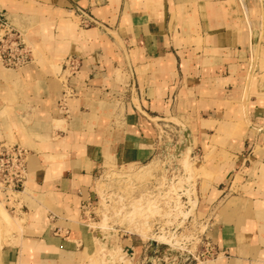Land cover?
Here are the masks:
<instances>
[{
	"label": "crops",
	"instance_id": "1",
	"mask_svg": "<svg viewBox=\"0 0 264 264\" xmlns=\"http://www.w3.org/2000/svg\"><path fill=\"white\" fill-rule=\"evenodd\" d=\"M0 14L40 55L0 62V143L30 155L26 189L0 191L20 220L3 264H69L94 239L80 219L98 175L148 163L178 127L203 174L214 256L199 264H264V0H0Z\"/></svg>",
	"mask_w": 264,
	"mask_h": 264
},
{
	"label": "rangeland",
	"instance_id": "2",
	"mask_svg": "<svg viewBox=\"0 0 264 264\" xmlns=\"http://www.w3.org/2000/svg\"><path fill=\"white\" fill-rule=\"evenodd\" d=\"M71 14L76 18L77 28L86 29L81 26L78 16L75 13ZM19 22L21 21L16 19L12 24L22 33L26 45L32 51V63H36L40 58L39 52L29 39V31L20 25ZM158 141L159 153L148 163L107 168L98 175L96 204L92 212L88 213L83 220L80 219L83 224L85 223L84 220H86L89 225L87 229L91 233L90 238L94 239L90 247L74 256L69 264H199L205 261L207 247L210 241L206 238L209 237V234H207L208 220L200 209L197 199V181L203 177L202 172L195 171V168L200 169V163L197 158L199 151L185 130L179 127L177 129H164ZM8 143L16 144L14 141ZM186 155L189 157L191 169L193 168L194 171L190 183L186 182L187 180L185 179L189 175V172L185 170L182 164L183 156ZM183 177L184 179H182ZM177 179L183 180L182 184L181 180L176 181ZM171 183H176V187L178 188L176 192L170 195L168 192L170 191ZM192 183L194 185L193 187ZM191 199L196 201L197 204L187 219L184 220L182 216V218L180 216L173 218V215H170L172 217L167 216L166 213H170L177 202L183 205L184 210H189ZM147 200L155 201L161 210L159 214L149 218L147 221H143V230L136 234L130 225L126 224L127 221L125 222V219H122L124 215L116 216V213L124 209L125 213L123 211L121 212H123L122 214H126L131 209L132 204L136 202H142L144 204ZM102 208H105L104 210L106 211L103 212L104 210ZM102 213L103 215L108 213L107 215L110 218L109 226L114 227L111 229L112 231L102 230L101 232L99 230L98 225L103 219ZM9 215L14 220H18L10 213ZM172 218L174 221H172ZM120 221L123 222L120 223ZM171 222L172 224H170ZM7 224L4 219L0 221V264H3L1 250L4 246L8 245L7 242L11 240L13 235L20 234L16 228ZM162 233L179 237L181 243H178L179 245L176 244V247H174L173 245L176 242L172 245L164 241L160 242L155 237H159ZM108 234H111V237ZM115 234L116 236H114ZM182 237L183 239L181 240ZM102 239L104 242L101 241ZM179 239L177 238L178 242H180ZM118 248L125 252V262H121L118 258ZM112 251L115 253L113 254ZM113 256L116 257L115 260H113Z\"/></svg>",
	"mask_w": 264,
	"mask_h": 264
},
{
	"label": "built area",
	"instance_id": "3",
	"mask_svg": "<svg viewBox=\"0 0 264 264\" xmlns=\"http://www.w3.org/2000/svg\"><path fill=\"white\" fill-rule=\"evenodd\" d=\"M81 26L94 24L85 12H78ZM0 61L7 69L18 70L33 62L32 51L26 45L22 33L0 14ZM65 67L72 74L77 65L68 58ZM72 70V71H71ZM29 152L17 144L0 143V191L14 195L24 191L29 177ZM214 248L208 243L207 256H214Z\"/></svg>",
	"mask_w": 264,
	"mask_h": 264
},
{
	"label": "bare ground",
	"instance_id": "4",
	"mask_svg": "<svg viewBox=\"0 0 264 264\" xmlns=\"http://www.w3.org/2000/svg\"><path fill=\"white\" fill-rule=\"evenodd\" d=\"M1 62V61H0ZM31 64V63H30ZM29 65V64H28ZM28 65H26V66H28ZM25 66V67H26ZM25 67H22V68H20V69H18V70H21V69H24ZM183 167L185 168V170L186 171H188L189 172V175H187L186 176V182H189L190 183V181H192V178H193V174H192V169H191V166H190V162H189V157L186 155V156H183ZM193 162V161H192ZM182 179H184V177L182 178ZM181 180V179H180ZM180 180H176V181H180ZM182 181L183 180H181V184H182ZM166 182V181H165ZM108 183V182H107ZM178 184V183H177ZM181 184H180V187H181ZM184 184H187V183H184ZM177 185H176V183L174 184V183H171V186H170V188H169V192L168 193H170V195H171V193L173 194V192H176L177 191V188L178 187H176ZM189 186V185H188ZM190 186H191V184H190ZM194 185H193V183H192V187H193ZM188 189H189V187H188ZM191 189V188H190ZM193 190H195V189H193ZM193 190H192V192H193ZM181 191V190H180ZM162 192V191H161ZM188 192V191H187ZM189 193V192H188ZM180 194H181V192H180ZM179 194V195H180ZM192 194V193H191ZM193 194H194V192H193ZM176 195V194H175ZM174 195V196H175ZM178 195V196H179ZM113 196V195H112ZM167 196H169V195H167ZM154 197V196H153ZM141 198V197H140ZM157 198V197H156ZM161 198H165V197H161ZM167 198V197H166ZM170 198V197H169ZM194 199V198H193ZM164 200V199H163ZM187 201V200H186ZM105 203V202H104ZM134 203V202H133ZM190 207H191V209H190V207H189V210H184L183 209V205H181V203H176V206L172 209V211H170V213L169 212H167L166 214H167V216L169 217L170 215H173V218L175 217V218H178L179 216L181 217H183L184 218V220L185 219H187L190 215H191V213L193 212V210L195 209V206H196V201H193L192 199H191V201H190ZM104 206H105V204H104ZM108 206V205H107ZM102 207H103V205H102ZM106 207V206H105ZM103 210L105 209V208H102ZM102 210V211H103ZM121 210V209H120ZM160 210L161 209H159V206L157 205V203L155 202V201H150V200H147V202L146 203H142V202H136V203H134V204H132V206H131V209L128 211V212H126V214H122L123 212H124V209L123 210H121V211H123V212H118V213H116V216H119V215H124V217H122V219H125V222H126V224H128V225H130V227L133 229V231H135L136 232V234L137 233H140L142 230H143V221H147L149 218H151V217H153V216H155V215H157V214H159L160 213ZM106 210H104L103 212H105ZM108 212V211H107ZM115 212V211H114ZM125 213V212H124ZM173 213V214H172ZM108 214V213H107ZM106 213L103 215V213H102V215H103V219H102V222L98 225V228H99V230H101V232H102V230L103 231H110L111 229H113L111 226H109V221H110V218H109V216L107 215ZM113 214H115V213H113ZM175 214V215H174ZM163 217V216H162ZM170 217H172V216H170ZM181 217V218H182ZM117 218V217H116ZM172 218V219H173ZM4 219V221L5 222H7L8 224L7 225H10V226H12L13 228H16L17 229V231H19L20 232V223L18 222V220H14L10 215H9V213L4 209V207H3V204L2 203H0V221L1 220H3ZM119 219V218H118ZM169 219V218H168ZM112 220V219H111ZM176 220V219H175ZM182 220V219H181ZM115 221V220H114ZM113 221V222H114ZM124 221V220H123ZM122 221V222H123ZM172 221H174V219L172 220ZM121 221H120V223H122ZM168 222H169V220H168ZM115 223V222H114ZM169 224V223H168ZM170 224H172V222L170 223ZM149 225V224H148ZM148 225H147V227H148ZM152 225V224H151ZM145 226V225H144ZM129 227V226H128ZM172 227V226H171ZM11 228V227H10ZM162 228V227H161ZM127 229H129V228H127ZM167 229V228H166ZM131 230V229H130ZM112 231V230H111ZM115 231V230H114ZM150 231V230H149ZM100 232V231H99ZM134 232V233H135ZM106 233V232H105ZM104 233V234H105ZM174 233V232H173ZM103 234V233H102ZM100 235H101V233H100ZM110 235V237H111V234H108V236ZM105 236H107L106 234H105ZM114 236H116V234L114 235ZM156 236V235H155ZM102 237H104L103 235H102ZM147 237V236H146ZM177 237V236H176ZM174 235L172 236H170V234H165V233H162L159 237H155V238H157L158 240H160V242L161 241H164V242H167V243H169V245L171 244H174L175 242V245H173L174 247H176V244L177 245H179L178 243H181V241H180V239H179V237H177L178 239H179V241L180 242H178L177 241V238H176ZM108 238V237H107ZM186 238V237H185ZM104 239V238H103ZM103 239L101 240L102 242H104L103 241ZM183 239V237L181 238V240ZM188 239V238H187ZM186 239V240H187ZM155 240V239H154ZM185 240V241H186ZM189 240V239H188ZM186 243V242H185ZM164 245H165V243H164ZM168 245V244H167ZM171 247V246H170ZM184 247V246H183ZM178 248V247H177ZM119 250H118V252H117V256H119L118 258L120 259V261L121 262H125L126 261V255H125V252H123V250L122 249H120V248H118ZM180 249H181V247H180ZM117 250V249H116ZM110 251V250H109ZM115 251V250H114ZM112 253L114 254L115 252H113L112 251ZM124 253V254H123ZM112 254V255H113ZM116 256V255H115ZM130 257V256H129ZM114 258V259H113ZM113 258L111 257V259H113V260H115L116 259V257H114L113 256ZM117 258V259H118ZM117 261V260H116ZM114 262V261H113ZM112 262V263H113ZM116 264H118V263H116Z\"/></svg>",
	"mask_w": 264,
	"mask_h": 264
}]
</instances>
